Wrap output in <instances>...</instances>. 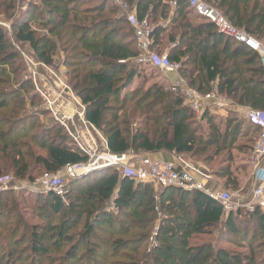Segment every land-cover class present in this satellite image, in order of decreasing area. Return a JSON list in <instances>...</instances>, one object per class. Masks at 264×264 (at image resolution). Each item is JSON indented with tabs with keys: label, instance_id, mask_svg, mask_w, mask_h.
Masks as SVG:
<instances>
[{
	"label": "trees",
	"instance_id": "trees-1",
	"mask_svg": "<svg viewBox=\"0 0 264 264\" xmlns=\"http://www.w3.org/2000/svg\"><path fill=\"white\" fill-rule=\"evenodd\" d=\"M1 1L0 10L8 0ZM9 1L7 9L14 11L15 0ZM122 1L139 21H148L150 50L158 57L167 50L168 62L180 64L177 76L191 89L264 113L257 52L220 34L187 0ZM202 1L264 45V0ZM11 31L12 38L0 25V178L10 173L32 183L36 174L88 161L53 118L39 123L48 112L36 94L25 93L32 81L20 74L17 49L27 47L48 67L66 55L68 82L84 119L103 134L110 154L200 159L224 186L240 188L232 151L252 155L259 128L229 106L226 118L210 107L198 117L182 92L162 84L133 87L144 65L137 62L134 29L113 0H35L13 18ZM67 193L66 205L65 196L53 192L25 197L29 208L44 202L61 219L28 227L21 241L15 240L20 217L13 207L6 212V193L0 196V264H264V214L258 208L227 213L203 191L156 189L114 168L71 180Z\"/></svg>",
	"mask_w": 264,
	"mask_h": 264
},
{
	"label": "built area",
	"instance_id": "built-area-1",
	"mask_svg": "<svg viewBox=\"0 0 264 264\" xmlns=\"http://www.w3.org/2000/svg\"><path fill=\"white\" fill-rule=\"evenodd\" d=\"M115 1L119 3L122 9L127 7L125 2L121 0ZM187 2L190 8L199 16L212 22L220 34L243 43L251 50L257 52L264 70V45L262 42L257 41L244 31L232 26L215 8L205 4L202 0H187ZM127 20L133 27L135 36L138 40L142 42L144 46L149 44L151 27L148 22L146 20L139 21L133 12L127 14ZM138 61L147 63L151 66H157L159 69L167 72H176L180 68V64L170 63L166 56L158 57L154 53H143L140 55ZM181 92H183L189 102V106L196 114L202 112L204 104L206 103L215 102L216 104H229L231 102L215 94H200L191 88L183 89ZM73 99L75 102L71 103L72 108H74V113L72 115L66 114V108L64 107L66 104L61 101L60 104L49 107V109L55 122L66 128L73 143L85 154L88 161L86 163L67 165L56 174H44L38 183L42 191L53 192L57 196L64 198L67 190H65L64 185L60 183L61 177L71 181L96 170L114 168L122 176L130 177L139 183L151 184L156 189L175 187L185 191H203L211 198L218 200L225 212L228 213L233 211V201L237 200L234 194L211 192L205 189L203 180L207 179L209 176L208 170L202 165L193 166L188 162L158 161L144 157L136 166H130L126 154L113 155L108 151L106 153L102 150L98 151L96 143L90 133V130L95 132V128L85 121L84 108L80 99L78 97ZM75 117L84 125L86 133L76 132L73 134L69 130L66 122L70 121L73 123ZM245 118L259 128V135L253 147L252 160V178L255 186L250 193L248 210L252 212L255 208H258L264 214V113L248 110L245 114ZM101 140L106 150V142L104 139ZM90 143L93 144V146H91ZM10 181V177L0 178V191L5 189L7 183Z\"/></svg>",
	"mask_w": 264,
	"mask_h": 264
},
{
	"label": "rangeland",
	"instance_id": "rangeland-1",
	"mask_svg": "<svg viewBox=\"0 0 264 264\" xmlns=\"http://www.w3.org/2000/svg\"><path fill=\"white\" fill-rule=\"evenodd\" d=\"M35 0H15L14 5V11L8 10L10 1L8 0L5 5L2 6V9L0 10V25L3 27L7 35L12 38V31H11V22L13 18L16 15H19L23 11L27 10L28 5L30 2H33ZM122 1V0H121ZM3 2V0L1 1ZM113 3L119 7L127 16V14L134 12V9L131 8L128 4L125 9H122L119 6V3L115 0H113ZM38 16V14H37ZM148 22V21H147ZM32 27L38 31V33H45L42 29H37L35 25L32 24ZM135 40L137 43V46L140 49L141 54L146 53H154L150 50V44L151 41H149V44H144L138 40V38L135 36ZM20 52L21 61L23 64L24 72H21V75L26 76L32 81V86L25 91V93L30 94H36L39 98L40 107L47 110L48 116L41 117L39 119L40 124H46L48 122V118H53L52 113L50 112L49 107H54L56 104H60L61 102H64L66 106H64L66 109L69 107V105L74 101L73 98L78 97L74 92L69 84V69L64 65L66 62V55L63 53L59 54L58 59L55 60V63L52 67L45 66L33 57L32 53L27 47H21L20 49H17ZM162 56L167 57V50L163 51L161 53ZM139 64L144 65L142 68V75H140L137 80L135 81L133 87H143L145 90L148 86L153 84H162L168 89L174 91V92H181V88L177 85H170L169 76L168 74L161 72V70L157 66H151L147 63L139 62ZM147 66V67H146ZM180 79V78H179ZM183 82V85L187 86L186 82L182 79H180ZM73 96V98H72ZM79 98V97H78ZM61 101V102H60ZM81 101V100H80ZM62 104V105H65ZM82 104V103H81ZM83 106V105H82ZM216 112V115H218L221 118H226L229 116V114H232V111L226 108H221L219 111L218 109H214ZM219 111V112H218ZM238 114V118H244L243 114ZM74 122L71 123L66 122L67 127L69 130L75 134L76 132L86 133V129L84 125L78 120V118L73 119ZM137 122V121H135ZM61 126V125H60ZM63 129L67 132L66 128L63 127ZM90 129V128H89ZM90 133L92 135L93 140L96 143V146L98 148V151L107 152L105 150V146L103 145L102 138L104 139L103 134L95 129V132L93 130H90ZM68 134V132H67ZM69 135V134H68ZM70 137V136H69ZM87 145V144H85ZM91 146L93 144L90 143ZM104 146V147H103ZM253 152V151H252ZM145 156H148L143 153H130L128 155V164L130 166H136L138 162L144 158ZM232 157L233 162L231 165L232 171L234 172V175L237 176L239 180V189L234 190L231 188H227L224 186V182L222 180L214 179L215 184L218 185V187H213L210 190H213L214 192H220L223 194H234L237 200H234L233 203V211L237 212L239 209L244 212H248V205H249V195L251 193V179H252V160H253V153L252 155L249 153H242L240 149H235L232 151ZM187 159L189 157H186ZM189 161V163L193 166H204L200 159H192ZM207 166V165H206ZM215 166V165H214ZM205 167V166H204ZM206 168V167H205ZM209 168V167H208ZM207 169V168H206ZM210 169V168H209ZM8 174L6 177H10L11 181L7 183L6 188L2 189L0 191V196L2 194H5L2 199V204H9V207L6 212L9 210L16 211V214L19 215V220L17 218V226L16 229L18 232L15 235V240L20 241L25 236L26 232L28 231V227L32 225L37 224H43L47 225V222H56L58 223L61 219L60 215H54L51 213L50 209H48V206L44 202H38L36 205V198L32 197L30 199V202L36 207L31 208V204L29 205L30 208L26 205L27 199L25 197L28 196V194H35V193H45L42 191V189L39 186V180L44 174H36L35 181L32 183H27L25 181L19 182L17 181L13 174L10 173H4ZM3 178V177H2ZM60 183L64 185L65 190L68 189L70 181L64 179V177L60 178ZM210 188V187H209ZM208 188V189H209ZM218 188V189H217ZM11 194V195H10ZM10 195V196H9ZM68 195L67 191L65 192V198L63 199V203L66 205L68 204V201L66 199V196ZM33 199V200H32ZM0 204V205H2ZM14 210H13V208ZM1 212V207H0ZM14 213V212H13ZM15 214V213H14ZM0 224H4L2 220H0ZM0 242L2 237H4V234L0 231ZM103 238L106 235H101ZM151 242V238L147 242V248L149 247V243ZM25 245H23V248H25ZM22 248V251H23ZM5 247L3 249H0V253L4 252ZM44 264H47L46 262Z\"/></svg>",
	"mask_w": 264,
	"mask_h": 264
},
{
	"label": "crops",
	"instance_id": "crops-1",
	"mask_svg": "<svg viewBox=\"0 0 264 264\" xmlns=\"http://www.w3.org/2000/svg\"><path fill=\"white\" fill-rule=\"evenodd\" d=\"M134 14H136V13H134ZM160 70H161V72H164V73L170 75L169 76L170 85L171 84L177 85L178 87L181 88V90L186 89V88H190L188 85L187 86L183 85V82L177 76V71L176 72H167V71H164L162 69H160ZM185 102L189 105V102L186 99V97H185ZM232 104H233L232 101L229 104H223V105H222V103H217L216 104L215 102L206 103V104H204V108H203L202 112L200 114H196V113L195 114L199 117L207 107H210V110L213 111L212 113L213 114H216V112L214 111V107L218 106L217 109L220 111L221 108H224L226 106H229L232 109H234L237 113H239L240 115L243 114V117L245 118L246 112L248 110H250V109H248V108H242V107H238V106L236 107V106H234ZM73 113H74V108H72V105L70 104L69 107H67V109H66V114L72 115ZM145 157H148V158H150L152 160L169 161V162L181 161V162H188L189 163V161L191 160L190 158L187 159L186 158L187 156H184V155H175L173 153L172 154L171 153L170 154L169 153H155V154H148V156H145ZM208 176L209 177L207 179H204L203 180V186L205 187V189L210 190L214 186L215 187H218V185L215 184V181H214L215 178H213L209 172H208ZM254 186H255V184H254V181H253V178H252L251 179V189ZM210 191L211 192H214L213 190H210ZM249 198H250V195H249Z\"/></svg>",
	"mask_w": 264,
	"mask_h": 264
}]
</instances>
